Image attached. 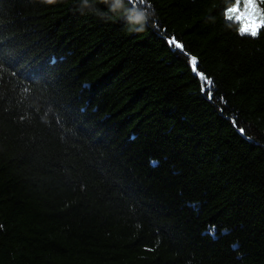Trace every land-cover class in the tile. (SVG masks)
I'll return each mask as SVG.
<instances>
[{"label":"trees","instance_id":"obj_1","mask_svg":"<svg viewBox=\"0 0 264 264\" xmlns=\"http://www.w3.org/2000/svg\"><path fill=\"white\" fill-rule=\"evenodd\" d=\"M234 3L0 0V264H264V28Z\"/></svg>","mask_w":264,"mask_h":264},{"label":"bare ground","instance_id":"obj_2","mask_svg":"<svg viewBox=\"0 0 264 264\" xmlns=\"http://www.w3.org/2000/svg\"><path fill=\"white\" fill-rule=\"evenodd\" d=\"M119 90H120V88L118 86H114V85L108 86V85L100 83V84H97L91 90V92L94 95L108 96L109 91H114V92L118 93ZM128 95L129 96H127L126 99L123 101L124 105L134 104L137 100H139V98H140V100L143 99V96H139L134 91L129 92ZM62 104L64 107H69V110H71V111L73 110V108H72L73 106L68 103V100H62ZM102 166H103V170H102L103 175L102 176L104 177L105 182L108 186L109 193H114L115 191H118L119 189H121V186L123 184V178L130 173L128 165L123 164V163H119V162H115V161L104 160V161H102ZM133 198L136 201L138 199L137 194H133ZM138 215L142 220H146V218L143 216H147L148 214H147V211L143 210V216H141L140 214H138ZM247 221L249 222V224H254V223L258 222V219H252V220H247ZM210 225H211L210 222L204 223L205 227H208ZM220 225L223 228H230L231 227V223L224 221V220H220ZM242 245H243L244 249H246V246L244 244V240H242ZM216 256H217V253L215 252V250H212V252H210L207 255V258L215 259Z\"/></svg>","mask_w":264,"mask_h":264},{"label":"snow or ice","instance_id":"obj_3","mask_svg":"<svg viewBox=\"0 0 264 264\" xmlns=\"http://www.w3.org/2000/svg\"><path fill=\"white\" fill-rule=\"evenodd\" d=\"M240 5L241 0H235L233 6L226 10V18L239 23L238 31L240 35L255 36L261 28H264V12H260L256 0H243V8ZM257 12H260V15H257ZM168 43L177 49L184 48V45L175 38L169 39ZM190 63L195 70L197 65L196 57H191ZM197 74L204 85H212L213 81L210 77H207L203 72H198ZM202 90L208 92L211 98L210 87L202 88ZM240 132L243 134L245 130L241 128Z\"/></svg>","mask_w":264,"mask_h":264},{"label":"clouds","instance_id":"obj_4","mask_svg":"<svg viewBox=\"0 0 264 264\" xmlns=\"http://www.w3.org/2000/svg\"><path fill=\"white\" fill-rule=\"evenodd\" d=\"M46 3L48 4H52L55 3V0H45ZM84 2L86 3V0H84ZM260 2L264 3V0H260ZM260 12H262V10H260ZM260 12H257V15H260ZM144 14L143 13H138L134 19L137 20L138 22H142L144 20ZM142 28L136 29V31H142ZM259 35V32H257V34L255 36H251L253 38H256Z\"/></svg>","mask_w":264,"mask_h":264},{"label":"rangeland","instance_id":"obj_5","mask_svg":"<svg viewBox=\"0 0 264 264\" xmlns=\"http://www.w3.org/2000/svg\"><path fill=\"white\" fill-rule=\"evenodd\" d=\"M242 1H243V0H242ZM240 6H241V8H243V2L241 3V5H240Z\"/></svg>","mask_w":264,"mask_h":264}]
</instances>
